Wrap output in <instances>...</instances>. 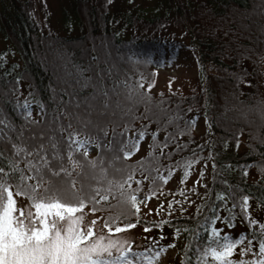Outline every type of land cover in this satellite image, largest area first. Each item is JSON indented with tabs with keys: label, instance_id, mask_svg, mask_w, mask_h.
Here are the masks:
<instances>
[{
	"label": "trees",
	"instance_id": "obj_1",
	"mask_svg": "<svg viewBox=\"0 0 264 264\" xmlns=\"http://www.w3.org/2000/svg\"><path fill=\"white\" fill-rule=\"evenodd\" d=\"M143 1L70 0L62 36L34 16L45 0H0V33L18 56L0 52V167L34 175L28 162L45 157L38 194L66 185L49 174L61 166L82 194L134 174L138 212L118 193L83 212L106 232L105 219L122 216L121 227H135L114 236L140 230L141 253L175 251L177 264H216L204 256L212 228L251 239L233 264L254 260L251 221L264 225V0ZM182 59L193 77L160 75ZM70 135L87 143L70 148ZM15 200L31 207L28 196ZM148 205L162 216L147 218Z\"/></svg>",
	"mask_w": 264,
	"mask_h": 264
},
{
	"label": "snow or ice",
	"instance_id": "obj_2",
	"mask_svg": "<svg viewBox=\"0 0 264 264\" xmlns=\"http://www.w3.org/2000/svg\"><path fill=\"white\" fill-rule=\"evenodd\" d=\"M139 86L143 87V84ZM86 143L87 141H79L72 135L69 137L70 148L72 144H78L77 150H80ZM132 154L131 152L125 153V158H130ZM68 159L75 168L77 164L76 161H72L71 154ZM40 160L39 165L28 162V168L34 175H26L15 165H11L7 172L0 167V264H156L161 251L147 255L136 253L131 247L126 248L123 242H117L114 239H108L105 242V238L101 236L93 240L94 225L97 221H92L85 231L80 226L83 217L76 218V214L82 213L89 204L93 205L91 211L94 214L99 210L98 205L117 193L122 206L134 208L138 212L139 204L135 191L139 190V185L143 181L136 180L137 189L133 191L131 185L134 174H128L115 185L111 181H107V186L102 188L86 185L82 189V194L76 191L71 172L61 166L54 172L49 169V174L58 176L63 173L69 177L66 185L44 188L43 194H38V190L45 183L41 169L48 165L45 157H40ZM91 163L95 166L96 162ZM190 166L187 165V167ZM100 179H106L103 173ZM33 180L36 181L35 184L30 183ZM164 182L166 183L167 180L165 179ZM13 184H15V195L12 190ZM22 195L28 196L32 201V211L26 213L23 208L17 209L15 197ZM242 207L244 211H247L246 198ZM121 219L120 215L109 216L105 219L104 227L109 236L135 227L133 224L121 227ZM58 221L61 222L59 227ZM251 223L254 228L259 229L256 233L258 250L253 253L257 258L250 261L241 260L239 264H264V225L256 221H251ZM64 224L67 226L64 227ZM145 231L149 229L146 228ZM245 240L249 244L252 243L247 235L243 239H231L212 228L204 256L215 261L216 264H233L230 257ZM113 249L116 250V254L113 253ZM250 251V248H244L242 255H247Z\"/></svg>",
	"mask_w": 264,
	"mask_h": 264
},
{
	"label": "rangeland",
	"instance_id": "obj_3",
	"mask_svg": "<svg viewBox=\"0 0 264 264\" xmlns=\"http://www.w3.org/2000/svg\"><path fill=\"white\" fill-rule=\"evenodd\" d=\"M137 3L141 4L142 7H147L149 4L144 3L143 0H136ZM47 5V10L45 13L42 12V9L37 6L34 16L39 22V24L42 27V30L44 33H52V34H59L62 36H68V32L64 30L63 24H64V12L66 9H69L70 0H45ZM150 3V0H148ZM145 9V8H143ZM71 35H76L75 31L71 32ZM6 51L7 56L6 59L10 62H15L18 59V56L16 53H14V50L11 48L10 44L7 41L3 40V37L0 33V52ZM20 63V61H19ZM159 73L161 76H179L184 75L186 77H193L197 73V68L192 64V61H178L174 65L170 66L167 70L165 69H159ZM31 108H35L34 106H31ZM146 147L143 146V148L136 154L132 155L131 159H138L145 151ZM91 155V154H90ZM19 209L23 208L25 212L32 211V208L25 202H19ZM152 211V212H151ZM146 216L149 219L158 218L160 215L162 216V212L153 205H148L145 207ZM80 216L83 217L81 227L87 231L88 227L91 225L92 221H94V217L88 213V212H82L76 214V218L78 219ZM61 226V222L58 221V227ZM64 227L67 225L64 224ZM95 236L93 237V240L103 236L105 238V242H107L108 239H114L117 242H123L125 244V247L134 246L132 249L136 253H141L140 246L142 244V237L146 234H144L142 231L137 230L133 232H128L126 234L118 235V236H109V234L102 229L99 225L95 224ZM91 242V241H90ZM89 242V243H90ZM113 253L116 254V250L113 249ZM154 253V252H153ZM152 253V254H153ZM151 254V255H152ZM177 258H176V252L175 251H168V252H161L160 258L158 261H156V264H177Z\"/></svg>",
	"mask_w": 264,
	"mask_h": 264
}]
</instances>
